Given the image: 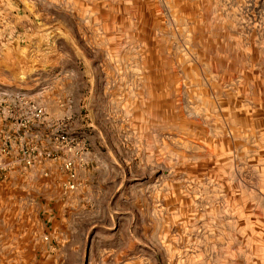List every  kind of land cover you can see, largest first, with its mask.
<instances>
[{
    "label": "rangeland",
    "instance_id": "1",
    "mask_svg": "<svg viewBox=\"0 0 264 264\" xmlns=\"http://www.w3.org/2000/svg\"><path fill=\"white\" fill-rule=\"evenodd\" d=\"M0 88L82 146L10 149L0 264H264V0H0Z\"/></svg>",
    "mask_w": 264,
    "mask_h": 264
},
{
    "label": "built area",
    "instance_id": "2",
    "mask_svg": "<svg viewBox=\"0 0 264 264\" xmlns=\"http://www.w3.org/2000/svg\"><path fill=\"white\" fill-rule=\"evenodd\" d=\"M44 112L42 105L21 95H11L0 88V121L12 120L10 127L0 135V169L13 163L7 161L13 147L17 149L18 162L25 167L42 168L47 160L58 162L64 172L62 194L66 195L76 189L75 165L82 161V146L69 137L57 120L46 122L49 128L46 137L49 145L47 149L39 148L29 140L30 127L46 121ZM42 172L45 174V169L42 168Z\"/></svg>",
    "mask_w": 264,
    "mask_h": 264
}]
</instances>
